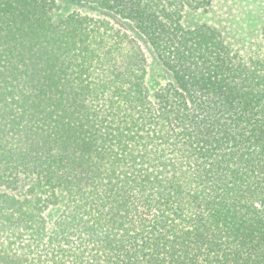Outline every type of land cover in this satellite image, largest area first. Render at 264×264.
<instances>
[{
  "label": "trees",
  "instance_id": "16d2710c",
  "mask_svg": "<svg viewBox=\"0 0 264 264\" xmlns=\"http://www.w3.org/2000/svg\"><path fill=\"white\" fill-rule=\"evenodd\" d=\"M259 1L0 0V264H264Z\"/></svg>",
  "mask_w": 264,
  "mask_h": 264
},
{
  "label": "rangeland",
  "instance_id": "374dc122",
  "mask_svg": "<svg viewBox=\"0 0 264 264\" xmlns=\"http://www.w3.org/2000/svg\"><path fill=\"white\" fill-rule=\"evenodd\" d=\"M238 2H239V5L243 7L244 13H242V15L244 19H247V17H252L253 15H255L261 3L259 0H238ZM101 16L109 20L117 28L126 32L130 37L135 38V40L140 44V46L142 47L146 55V60H147V65H148V74H147L148 81L151 78H156V79L159 78V76H161V70L155 64L153 56L148 51L146 44L140 38H138V36L134 33V31L130 28V26L126 22L120 21L119 19L115 17L108 16V15H101ZM236 29L237 30L243 29L242 23L240 24V22H238Z\"/></svg>",
  "mask_w": 264,
  "mask_h": 264
}]
</instances>
